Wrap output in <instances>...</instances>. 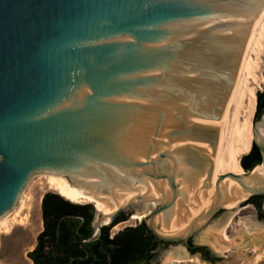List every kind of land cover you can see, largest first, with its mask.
Returning a JSON list of instances; mask_svg holds the SVG:
<instances>
[{
  "label": "water",
  "instance_id": "95a60500",
  "mask_svg": "<svg viewBox=\"0 0 264 264\" xmlns=\"http://www.w3.org/2000/svg\"><path fill=\"white\" fill-rule=\"evenodd\" d=\"M263 8L264 0H0V219L41 175L102 192L141 184L112 214L94 209L80 247L138 209L157 241L192 256L189 240L240 196L228 195L226 179L247 194L236 209L264 198V178L244 182L264 164L263 114L252 144L261 164L219 176L213 202L192 218Z\"/></svg>",
  "mask_w": 264,
  "mask_h": 264
},
{
  "label": "bare ground",
  "instance_id": "6f19581e",
  "mask_svg": "<svg viewBox=\"0 0 264 264\" xmlns=\"http://www.w3.org/2000/svg\"><path fill=\"white\" fill-rule=\"evenodd\" d=\"M263 55L264 8L254 26L250 29L241 58L240 69L223 110L222 129L217 153L213 160V165L215 164V172H212L213 176L210 181V187L206 192L207 194H204V191H202L199 204L192 218L199 215L201 211L209 207L213 202L215 183L218 179V174L245 175L244 170L240 166V160L243 156L250 153L253 144V116L256 111L259 84L263 82L262 80L259 82V76H257V73L261 70V60ZM262 136L264 137V131L262 132ZM251 175L254 176H250L244 181L249 185L256 184L257 179L255 176L264 178V164L256 167ZM45 178L49 190L55 192L60 197L74 204H91L94 209L104 215L112 214L120 206L125 205L130 199L135 197L138 193H143L145 190L144 185L135 184L132 186L133 189H114L102 192L96 191L93 184L69 181L64 176L51 174L46 175ZM223 186H227L228 195H230L232 189L240 194V196L235 194V199L230 201L226 206L228 211H233V209H236L237 205L247 197V194L241 192L240 186L229 178L223 182L222 187ZM149 193L153 197V192L151 190ZM42 199L43 197H40L38 202L39 206L42 204ZM34 208L35 202L27 206L24 205L23 200L20 199L14 210L15 213L12 215L19 218L18 224L21 225L28 220V216L34 212ZM137 211L138 209H136L135 213L132 215V221H141L147 217L146 213H138ZM9 219V215L0 219V225L6 228L5 233L10 231L9 228L6 227ZM249 219L251 221V218ZM248 222L243 224L246 230L242 231L241 229L236 235L241 236V234H245L248 231ZM254 224L255 227L260 228L256 223ZM186 227L187 225L172 233L181 232L186 229ZM229 228V222L227 221L220 228L214 230L210 229L206 233L204 232L200 243L211 247L214 251H217L219 255L229 254L228 248L224 246H229L227 244V242L230 241V238L227 236ZM162 229L165 232L167 231L164 227H162ZM241 231L242 233H239ZM262 242H264V239L260 242L256 241L254 244V257L253 259L248 260V262H251L250 264H257L264 256V250L262 246L260 247ZM164 264H206V262L201 261L198 256H189L184 248H178L175 249V252L167 254Z\"/></svg>",
  "mask_w": 264,
  "mask_h": 264
},
{
  "label": "trees",
  "instance_id": "16d2710c",
  "mask_svg": "<svg viewBox=\"0 0 264 264\" xmlns=\"http://www.w3.org/2000/svg\"><path fill=\"white\" fill-rule=\"evenodd\" d=\"M263 114L264 91L257 94L254 122ZM261 162L259 150L252 145L250 153L241 158L240 166L248 173ZM263 200V197H252L246 203L255 206L260 221H264L260 209ZM41 213L43 231L37 237L34 250L28 254L33 264H150L153 261L151 251L158 244H163L142 222L136 228L125 229L114 237L110 236L112 226L103 228L98 241L81 248V240L92 234L93 205L74 204L55 193H47L42 199ZM120 217L114 224L120 222ZM187 249L191 255L202 252L203 255H200L205 262L216 261L206 259L209 254L206 248L193 247L190 241Z\"/></svg>",
  "mask_w": 264,
  "mask_h": 264
},
{
  "label": "rangeland",
  "instance_id": "374dc122",
  "mask_svg": "<svg viewBox=\"0 0 264 264\" xmlns=\"http://www.w3.org/2000/svg\"><path fill=\"white\" fill-rule=\"evenodd\" d=\"M257 76H259V82L261 80L263 81L259 84L260 86L258 93H261L264 91V55L261 60V70L258 71ZM214 172L215 164L213 165V173ZM213 173L211 175V180ZM244 173L246 174L245 171ZM45 176L46 175H41L32 180H29L28 184L22 191L20 199L23 200L24 205L29 206L35 202L34 212H32V214L28 216V220L25 223L19 225V218L15 215H12L15 213L13 211L8 214L10 219L8 220L6 225V227L9 228L10 231L5 233L6 228L0 225V264H33L32 261L28 258V254L34 250L37 243V237L43 231L41 206L38 205V202L40 197H44L45 194L55 193L49 190L46 184ZM219 176L221 175L218 174L217 177ZM208 184L209 183L207 182V185ZM206 192L207 191H204L203 193L205 194ZM83 204L87 203H82L81 205ZM262 209L264 211V200ZM132 217L133 216L129 218V223H121L113 227L110 230V236L114 237L115 235H118L119 233L124 231L126 228H135L142 223V220L132 221ZM249 218H251V221ZM247 220L250 222H248ZM227 221L229 222L230 227L227 231V236L230 238V241L227 242L229 246H224L228 248L229 254H218V257H220V259H218L215 264H250L251 262H248V260H251L254 257V244L256 243V241L260 242L262 239H264V222L258 219L257 213L251 205L245 206L243 210L235 209L233 211L220 212L209 227H207L205 230L194 237V244H201L200 240L204 232L206 233L210 229L214 230L216 228H220ZM139 222L141 223L139 224ZM247 222L248 231L245 234H241V236L236 235L239 230H246L243 224H246ZM254 223L260 226V228L255 227ZM242 231L239 233H242ZM182 246L183 245L178 246V248H183ZM261 246L264 250V242L261 243L260 247ZM208 249H210L211 253L214 255V249L209 246ZM172 252H175L174 248L165 246L159 252L156 259H154L150 264H164L167 254H170ZM206 264L211 263L207 262ZM257 264H264V256Z\"/></svg>",
  "mask_w": 264,
  "mask_h": 264
},
{
  "label": "flooded vegetation",
  "instance_id": "af4514ba",
  "mask_svg": "<svg viewBox=\"0 0 264 264\" xmlns=\"http://www.w3.org/2000/svg\"><path fill=\"white\" fill-rule=\"evenodd\" d=\"M245 206H248V204H246ZM245 206H243L242 208H240V209H244V207ZM251 206H253V204H251ZM253 208L255 209V211H256V213H257V215H258V211L256 210V208H255V206H253ZM261 211H262V213L264 214V211H263V209H262V206H261ZM123 216H121L120 217V222H118V224H121V223H123V224H125V223H129L130 221H129V218H130V215L129 214H122ZM258 217V216H257ZM264 222V221H263ZM117 224V225H118ZM135 225H136V223H135ZM134 225V226H135ZM131 228V227H130ZM136 228V227H135ZM126 229H128V228H126ZM190 241V243H191V245L193 246V247H204V248H206V250L208 251V255H206V259H216V261L218 260V259H220V257H218L219 255V253L217 252V251H214L215 253H214V255L211 253V251H210V249H208V247H206V246H198L197 244H194V242H193V240H189ZM166 245H164V244H158L156 247H155V249L154 250H152L151 251V253L150 254H152L153 255V257H152V259L154 260V259H156V257H157V255L159 254V252L165 247ZM168 246V245H167ZM188 246H189V242H188ZM201 255H203V253L201 252L200 253ZM199 253L198 254H194V255H192L193 257H195V255H200ZM200 255V258L202 259V256ZM215 261V262H216ZM215 262H208V263H211V264H215Z\"/></svg>",
  "mask_w": 264,
  "mask_h": 264
},
{
  "label": "built area",
  "instance_id": "2783aa9c",
  "mask_svg": "<svg viewBox=\"0 0 264 264\" xmlns=\"http://www.w3.org/2000/svg\"><path fill=\"white\" fill-rule=\"evenodd\" d=\"M141 222H139V224H140Z\"/></svg>",
  "mask_w": 264,
  "mask_h": 264
}]
</instances>
